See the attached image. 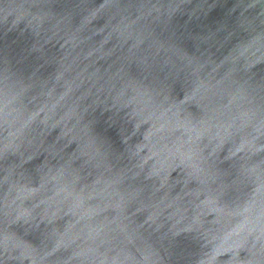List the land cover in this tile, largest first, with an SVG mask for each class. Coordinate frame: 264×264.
Wrapping results in <instances>:
<instances>
[{"label": "water", "instance_id": "obj_1", "mask_svg": "<svg viewBox=\"0 0 264 264\" xmlns=\"http://www.w3.org/2000/svg\"><path fill=\"white\" fill-rule=\"evenodd\" d=\"M0 264H264V0H0Z\"/></svg>", "mask_w": 264, "mask_h": 264}]
</instances>
